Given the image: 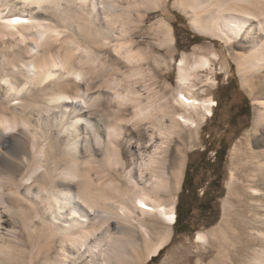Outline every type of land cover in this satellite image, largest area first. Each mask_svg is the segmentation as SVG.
<instances>
[{"label":"bare ground","instance_id":"bare-ground-1","mask_svg":"<svg viewBox=\"0 0 264 264\" xmlns=\"http://www.w3.org/2000/svg\"><path fill=\"white\" fill-rule=\"evenodd\" d=\"M98 2H88L99 8L95 13L87 12V0L2 3L16 7L0 9V264H146L171 241L187 159L184 146L172 158V146L192 120L190 109L200 120L207 114L194 80L218 54L215 47L184 53L179 87L169 96L151 51L137 46L140 24L132 11L139 0ZM162 2L144 0V7ZM174 6L198 31L237 47L244 74L264 72V0H174ZM46 32H56L54 40L26 60L30 36ZM153 60L170 64L159 54ZM20 62L32 73H15ZM255 102L258 129L264 96ZM260 153L245 163L248 185L263 187L252 189L260 192L250 205L256 228L248 225L247 233L241 224L234 244L235 253L252 252L248 264H262L264 256ZM224 227L209 233L223 235ZM207 237L198 233L206 243Z\"/></svg>","mask_w":264,"mask_h":264},{"label":"rangeland","instance_id":"rangeland-1","mask_svg":"<svg viewBox=\"0 0 264 264\" xmlns=\"http://www.w3.org/2000/svg\"><path fill=\"white\" fill-rule=\"evenodd\" d=\"M3 1L6 0H0V9L5 8L4 14L10 7H16L7 5L8 3L3 5ZM89 1L92 3L93 0H87V12L99 10L88 3ZM138 3V10L132 11L136 21L139 20L138 25L140 24L135 32L137 46L149 48L151 51L150 63L163 82L170 83V87L165 88L167 95L170 96L179 87V63L184 53L191 54L195 47H215L213 49L218 54L216 58H212L211 68L200 70L198 78L194 80L197 84V97L202 101L203 112L207 114L200 120L195 110L190 109L192 120L184 126L182 137L177 138L172 146V158L178 155V146H184L183 152L187 158L183 181L174 205L177 215L179 207L182 220L178 225L175 222L172 224L171 241L146 264H248L252 252L235 253V245L240 244L237 230L241 224H247V233L250 228L248 225L256 228L252 216L257 214V210L250 205L253 206V201L260 192L258 194L252 189L258 187L263 190L260 183H253L251 187L248 185L246 174L249 170L245 163L252 153L261 154L264 149V125L256 129L253 124L257 108L255 99L264 96V78L261 75L264 72L253 69L246 75L243 70L240 71L235 57L239 49L234 45H227L220 38L198 31L190 16L174 6V0H163L159 8H151L150 11L144 7L146 3L145 6H149L148 2L144 4V0H139ZM76 7L74 8L77 9ZM54 35L56 32H46L41 36L32 34L28 48L23 47L26 60L41 53L43 47L54 40ZM155 54L169 60V66L156 65L153 60ZM192 59L193 57L190 58ZM25 65L20 62L18 66L13 65L12 70L19 75L31 74V70ZM205 98L214 101L209 104ZM77 105L80 106V103L77 102ZM205 105L211 107L212 112H207ZM79 106L77 109L81 108ZM221 145L225 147L223 161L215 159L216 150ZM231 190L232 195L229 194ZM224 219L229 221V225L225 227L222 223ZM221 224L224 234L218 233L219 238L215 237L217 233L210 235L209 232L218 229ZM199 232L208 234V243L198 239Z\"/></svg>","mask_w":264,"mask_h":264},{"label":"trees","instance_id":"trees-1","mask_svg":"<svg viewBox=\"0 0 264 264\" xmlns=\"http://www.w3.org/2000/svg\"><path fill=\"white\" fill-rule=\"evenodd\" d=\"M242 107H243V105L240 106V108H242ZM224 149H225V147L223 145H221L220 148L216 150V153H215V159L216 160L217 159L219 161H223L224 160V154H222V153H225V150ZM176 216L177 217H176L175 224L178 225L181 222V220H182L181 214L179 212V207H178V215L176 214Z\"/></svg>","mask_w":264,"mask_h":264}]
</instances>
